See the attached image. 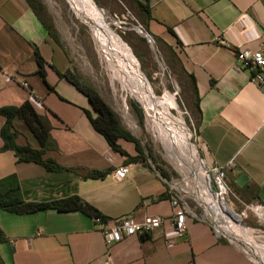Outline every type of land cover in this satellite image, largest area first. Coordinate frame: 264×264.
I'll use <instances>...</instances> for the list:
<instances>
[{
  "label": "crops",
  "instance_id": "0c3cea01",
  "mask_svg": "<svg viewBox=\"0 0 264 264\" xmlns=\"http://www.w3.org/2000/svg\"><path fill=\"white\" fill-rule=\"evenodd\" d=\"M133 2L147 7L146 34L174 53L196 113L202 168L224 167L227 198L264 218V86L252 82L236 61L239 51L264 44V0ZM42 5L38 15L26 0H0V108L28 101L49 127L52 145L41 158L61 169L18 161L12 150H0V179L14 175L25 202L77 197L105 221L95 223L77 210L0 209V264H264L227 237L190 190L184 192L186 233L176 237L172 222L181 204L170 202L174 178L143 150L140 159L132 142L119 138L124 153L118 152L92 127L88 114H94L64 76L76 73ZM4 122L0 116V129ZM12 124L16 145L40 149L20 119ZM122 165L128 175L117 179L113 171ZM92 171L105 174L87 176ZM123 216L134 222L159 216L163 222L107 246L101 229Z\"/></svg>",
  "mask_w": 264,
  "mask_h": 264
},
{
  "label": "rangeland",
  "instance_id": "374dc122",
  "mask_svg": "<svg viewBox=\"0 0 264 264\" xmlns=\"http://www.w3.org/2000/svg\"><path fill=\"white\" fill-rule=\"evenodd\" d=\"M40 1L46 7L72 67L81 81L96 89L115 113L120 125L139 141L145 154L150 153L160 167L169 171L177 182L176 188L184 191V188L188 187L194 193H202V184L197 181L201 177L200 173L198 171L195 173L194 166L189 161L193 162L195 159L201 165L195 134L197 119L194 107L184 89L182 74L172 50L154 38L147 40L143 36L146 33L142 25L143 13L137 4L132 0H90L102 10L99 9L105 18L106 27L118 40L133 66L143 74L148 87L160 103L161 111L168 118L172 131L178 138L186 140L194 158L190 153L188 156L183 153L171 137L162 134L157 126L147 121L138 100L127 97L123 86L112 74H105L88 24L79 11L69 6L65 0ZM136 29L141 30L142 34ZM131 103L140 109L141 121L132 110ZM131 123L136 125L137 130L131 128ZM176 161L181 169H178ZM187 201L192 204L190 199ZM225 201L227 205L228 202L233 203L236 200L230 195L228 198L225 197ZM230 209L240 217L239 225L244 228L242 229L244 234L240 232L238 240L243 237L254 243L247 242L244 245L236 239L231 240L254 254L262 252V255L257 253V257L264 261V218L258 217L239 203H233ZM224 233L230 237L228 232ZM248 243L252 246L250 247Z\"/></svg>",
  "mask_w": 264,
  "mask_h": 264
},
{
  "label": "trees",
  "instance_id": "16d2710c",
  "mask_svg": "<svg viewBox=\"0 0 264 264\" xmlns=\"http://www.w3.org/2000/svg\"><path fill=\"white\" fill-rule=\"evenodd\" d=\"M33 11L40 15L43 11V5L39 0H26ZM133 1V0H132ZM137 6L143 13L142 25L145 27V20L149 18V13L146 6L137 3ZM46 28L53 35L51 25L46 24ZM145 30V28H144ZM36 61L41 66L42 60L36 54ZM65 78L88 100L90 108L94 114L89 119L92 127L101 134L107 143L116 151L124 153L116 144V141L121 138L132 142L138 152V157L142 158V147L139 141L127 132L119 123V120L111 108L101 98L96 89L85 82L77 75L66 74ZM131 108L136 114L139 121L142 120V113L134 103H131ZM0 116L5 118V122L0 129V137L3 141V146L0 150H12L18 161H32L41 164L48 170H60L61 167L50 160H42L43 151L52 145L49 137V127L47 123L35 112L28 101L23 102L18 106H5L0 108ZM20 119L28 128L33 137L37 140L40 149H32L29 146H18L14 140L16 132L13 130V120ZM151 159V154H147ZM154 160V159H153ZM104 172L92 171L87 174L89 177H103ZM0 209L16 214H28L44 209H55L57 211L77 210L89 217H100L99 213L88 204L82 202L77 197H70L61 201H54L46 204L25 202L20 194L17 179L14 175H10L0 179ZM101 218V217H100ZM105 221L103 218H101Z\"/></svg>",
  "mask_w": 264,
  "mask_h": 264
},
{
  "label": "bare ground",
  "instance_id": "6f19581e",
  "mask_svg": "<svg viewBox=\"0 0 264 264\" xmlns=\"http://www.w3.org/2000/svg\"><path fill=\"white\" fill-rule=\"evenodd\" d=\"M65 1L69 6L77 9L82 18L88 24L89 30L97 47L100 65L105 74H112L117 82L123 86L125 91L124 93L127 97L136 98L138 100L147 121H150L154 126H157L162 134H167L169 137H171L173 141L178 144L180 149H182L183 153H185L187 156L190 153V155L194 158L192 149L189 147V144L186 143V140L178 138L177 135L172 131L168 118L165 116L163 111H161L160 103L153 95L151 89L148 87L143 74L133 66L118 40L106 27L105 18L102 12L90 0ZM113 88L115 89V85ZM125 114L126 113H124V116ZM131 128L134 131L137 130L134 123H131ZM189 161L191 162L192 166H194L195 173L197 171L200 173L201 177L197 181L201 182L203 188L202 193H194L191 190L192 196L194 195V198L198 201V203L206 208L205 210L207 211V215L214 220L217 226L220 227V230L229 233L230 237L228 235L227 236L230 239H240L239 233L241 232L244 234L242 232V229L244 228L239 225L240 217L235 214L224 201L215 199L212 195H210L207 185L208 178L206 174H203L204 172L202 166L199 165L195 159L193 162L191 160ZM175 163L177 164L178 169H181L180 164L177 161ZM184 189L190 190L188 187H185ZM238 241L244 243V245L247 242L254 243L253 241L247 240L243 237H241V240ZM249 243L248 245L250 246ZM255 253L260 255L262 252Z\"/></svg>",
  "mask_w": 264,
  "mask_h": 264
},
{
  "label": "built area",
  "instance_id": "2783aa9c",
  "mask_svg": "<svg viewBox=\"0 0 264 264\" xmlns=\"http://www.w3.org/2000/svg\"><path fill=\"white\" fill-rule=\"evenodd\" d=\"M236 61L240 67L246 70L250 74V79L258 86H264V44H262L258 50L251 51L248 49L239 51L236 54ZM7 81L8 78L6 77ZM25 85V84H23ZM128 166L122 165L114 169L113 175L117 179H124L128 175ZM204 174L207 176V185L215 199H219L225 202V197L229 194V189L224 182V167H212L211 169L203 168ZM177 182H172V188L170 189V202L173 207L181 206V211L175 214L172 226L174 228L176 237H184L186 233L185 214L187 210V204L185 202L186 196L183 190L176 188ZM183 191L178 193V191ZM226 203V202H225ZM257 210L260 208L254 207ZM261 210V209H260ZM163 219L159 216L146 218L140 222H134L128 217H119L109 221L101 229L104 242L107 246L119 242L122 237L132 235H145L152 230L158 228ZM95 223L104 222L100 217H94Z\"/></svg>",
  "mask_w": 264,
  "mask_h": 264
},
{
  "label": "water",
  "instance_id": "95a60500",
  "mask_svg": "<svg viewBox=\"0 0 264 264\" xmlns=\"http://www.w3.org/2000/svg\"><path fill=\"white\" fill-rule=\"evenodd\" d=\"M100 9V8H99ZM101 10V9H100ZM102 11V10H101ZM137 31H138V33L139 34H142V32H141V30H139V29H136ZM143 36H145V38L147 39V40H151V37L148 35V34H144ZM243 179V175H240L239 176V178L236 180V183L238 184V185H241L242 183H241V180Z\"/></svg>",
  "mask_w": 264,
  "mask_h": 264
}]
</instances>
